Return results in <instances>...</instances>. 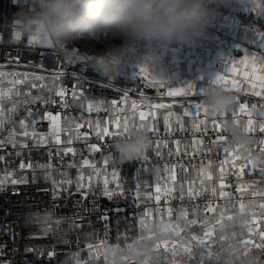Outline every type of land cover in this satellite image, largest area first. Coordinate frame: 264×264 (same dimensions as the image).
I'll list each match as a JSON object with an SVG mask.
<instances>
[{
	"label": "built area",
	"instance_id": "built-area-1",
	"mask_svg": "<svg viewBox=\"0 0 264 264\" xmlns=\"http://www.w3.org/2000/svg\"><path fill=\"white\" fill-rule=\"evenodd\" d=\"M39 2L22 0L24 5H32L35 11L39 10ZM20 7L13 0H0V67L40 72L42 83L47 84V90L41 97L49 102L21 103L15 111L8 112L0 124V139L5 141L0 145V156L3 157L0 160V175L27 180L18 184L9 181L0 187V262L65 264L68 258L74 264H85L78 257L99 249L105 240L120 244L125 239L121 246H126L128 252L116 257L101 255L95 263L88 264H209L208 258H200L209 252L215 258L212 264H231V254L237 248L244 252L264 253V249H257L251 244L247 246L250 251H246L243 243L246 240L252 241V244L259 243V233L264 232V214L260 208L264 199L253 194V189L257 193L264 190V183H254L264 177L258 170L252 171L250 164L244 165L245 158L233 144L241 143L249 156L258 157L264 147L260 143L264 141L261 123L256 121L252 126L255 130L249 132L235 126L242 130V136L237 138L229 132L230 127L167 128L159 119L155 128L148 129L153 137L151 148L136 160L123 165L115 163L111 157L116 141L139 127L137 121L135 127L131 126V121L127 133L103 139L97 137L93 127L97 123L134 117L141 107L125 109L122 102L128 95L151 98L164 95L165 89L153 82L155 75L149 69L146 76L141 67L132 69L130 76L118 72L105 73L98 65V60L104 57L96 58L78 51L73 43L64 48L58 47L55 42L53 46H36L30 43V37H17L11 21ZM208 7L212 13L211 21L197 37L199 45L226 41L256 53L261 52L258 43L249 44L240 40L220 26L221 20L228 19L241 28L257 30L264 39V10L259 1L209 0ZM0 74L2 88L5 72L0 69ZM81 87L84 91L82 97L79 96ZM61 90L66 93L64 97L57 95ZM72 92L83 100H98L103 104L115 100L116 104L112 103V109L104 106L89 112L76 102ZM259 103L263 104V101ZM28 109L32 110L34 118L37 112L41 117L47 112L59 115L61 120L70 123L78 138L66 147L48 142L36 143L29 137L23 139L20 121H27L30 117ZM32 121L31 128L36 134L48 132L52 124L43 118L36 123ZM77 124L84 126L77 128ZM13 129L16 133L15 148L8 142L12 139ZM112 131L109 129V132ZM177 140L179 145L175 144ZM159 141L168 142L167 151L161 152L156 148ZM221 141L227 144V151L219 148ZM23 143H27L28 147H21ZM92 144L97 145L99 151L90 150ZM69 147L75 150L74 155L66 154ZM84 160L94 163L97 169L95 189L55 193L51 181L45 178V171L55 172L62 179L65 177L75 182L81 175ZM29 162L32 168L19 167L21 163ZM241 167L244 168L243 173L239 171ZM156 172L159 173L158 182ZM169 172L171 177L175 173V181L171 179L172 188L165 181ZM205 172L211 173L210 180L205 177ZM114 173H118L117 180L112 178ZM221 176L223 191L229 193L227 197L220 195ZM103 177L111 180L108 187L112 192L111 198L103 192L105 186L100 181ZM201 180L204 181V191H201ZM157 185L165 186V192L157 191ZM189 187L198 195L189 196ZM212 189H216L215 194ZM137 192L142 195L137 197ZM241 203L245 205L243 214L239 211ZM206 205L213 210L208 211ZM48 209L55 210L59 222L41 226L34 217ZM184 211L186 216H181ZM221 212L225 217L223 225L233 220L240 221L230 233L224 230L221 233L216 224ZM104 216H107L106 220ZM228 216L232 219H227ZM161 227L171 231L169 239H156V230ZM210 229L209 238L204 234ZM39 230L46 232H37ZM221 234L225 239H219ZM201 239L205 240L207 249L199 245ZM221 244L228 246L221 249Z\"/></svg>",
	"mask_w": 264,
	"mask_h": 264
},
{
	"label": "crops",
	"instance_id": "crops-1",
	"mask_svg": "<svg viewBox=\"0 0 264 264\" xmlns=\"http://www.w3.org/2000/svg\"><path fill=\"white\" fill-rule=\"evenodd\" d=\"M255 1H259L261 9L264 10V0ZM220 26L221 28L225 29V31L229 32L233 36H236L240 40L246 41L249 44L258 43L261 52L256 53L249 48L235 46L226 41H210L205 45H199L196 40L193 42H184L182 40H177L174 42H157L158 50L150 53L144 50L141 44L139 46L137 45L138 42L142 43L143 45V43L147 42V39L137 40L131 44L126 56L118 57V67L116 72L121 73L125 76H130L132 69H134L135 67L149 69L154 73L156 81H162V87L165 89V94L151 98L128 95L122 102V106L125 109H133L132 104L133 102H135L136 108L141 107V109L135 114L134 117L124 118L122 121L115 120L108 123H99L100 128L102 129L103 127L107 126L109 129H116L118 131L120 125H122L125 120L128 121V124L130 126L133 119L137 121L138 125L143 122L147 124L151 129L156 127L159 119H161L162 123L167 128L177 126L181 127V125L182 128H197V125L198 127L214 125L219 128H227L232 126L244 128L245 126H247V122L249 119L252 120L253 124L256 121H259L261 125L264 124V90L262 92L260 91L261 79L264 78V72L261 71V65H259L257 62L253 63L252 60L253 57H256V61H259L261 57H264V39L260 36V32H258L257 30L241 28L237 25L236 22L234 23L228 19L221 20ZM212 38L214 37L212 36ZM196 39L198 40L199 38ZM137 51L139 52V54H137ZM246 55L249 57V59L247 61H244V57ZM182 60H184L185 75L171 79L172 75L176 74L177 71L180 70V62ZM164 61L172 66L171 71L164 69L165 66H168ZM241 61L244 62L241 63ZM159 62L163 65L153 70V68L156 67ZM226 73H230L236 77L235 79L231 80L232 82L229 81L230 86L225 79ZM218 74H220V76H223V81L220 83L216 82V77L218 76ZM205 75H209L210 80H208ZM240 78L245 79L246 86L236 87L238 83L237 80H239ZM156 85L161 86L160 83H156ZM189 85L194 86V89L190 94L176 96L167 95V92L170 89L184 88L185 92H187V86ZM220 86L225 87L236 97V102L234 103V105L231 108L223 111L225 113L224 116H221L220 112L214 111L208 106L207 103H205L206 96L216 87ZM206 89L207 91L204 92V90ZM257 91H260L261 95L257 96L255 94ZM261 100L263 101V104L259 103ZM76 102L83 108H87L86 106L88 103H93L94 105H96L97 107H95L94 109H99L104 106H106L107 109L113 108L112 103L103 104V102L98 100H83L77 98ZM197 103H201L202 105H204V107L208 108L209 111L205 113L203 110H201L200 114L197 115L195 113V104ZM156 104H163L166 107L158 109H149L145 107V105ZM244 104L247 106H255L254 116L248 115V109H246L244 112L238 111V106ZM232 110L237 111V115L235 117H233L231 114ZM140 111L145 112L143 121H140L139 119ZM33 119L34 115L30 116L27 119V130L30 133L33 132L31 128V121ZM61 121L62 120L59 119V121L57 122L59 125L58 134L60 136L61 143L57 144L55 142V139L53 138L52 124L49 131L47 132V139L40 143L48 142L59 145L60 147H66L69 144V139H71V141H74L78 138L72 127H67L66 125L63 129ZM67 123L68 125L70 124L68 121ZM93 129L94 131L100 130L95 126L93 127ZM21 137L23 139H26V137L24 136ZM37 137H41V134H37ZM233 144L235 148H238L240 150L244 158L249 156L245 146H243L239 142H234ZM167 145L168 142L166 143L165 141H159L156 143V148L162 152L166 150ZM218 146L219 148L224 150L228 148L227 144L222 141L218 143ZM92 165H94V163L90 162L88 165H83L80 175L84 177L83 181L79 179L80 177L75 182L65 177L62 179V177L57 173L47 170L45 171V178L51 181L54 192L57 194L66 193L73 189H86L90 191L95 189L98 179L96 176L97 169L96 167H92ZM225 169L228 170V167H226ZM218 175L220 176L222 175V173H218ZM158 176L159 173L156 172L155 178H157V182ZM0 179H3V184H5L6 182L11 181L13 178H10L7 174H2L0 175ZM105 179L108 180V184L106 187L107 190L110 191L108 187L111 180L108 179V177H103L100 179V181L105 186ZM171 179L172 177L169 172L168 178L165 179V181L169 184V188H172L173 186L171 185ZM68 181H71V184H68ZM77 184H83L84 187L77 188ZM159 188L166 189L165 186ZM104 191L105 189L103 190V192ZM139 194L142 195L141 193ZM37 232L46 231L39 230Z\"/></svg>",
	"mask_w": 264,
	"mask_h": 264
},
{
	"label": "clouds",
	"instance_id": "clouds-1",
	"mask_svg": "<svg viewBox=\"0 0 264 264\" xmlns=\"http://www.w3.org/2000/svg\"><path fill=\"white\" fill-rule=\"evenodd\" d=\"M21 5L11 27L19 38L39 33L64 48L84 37H95L103 33L120 38L122 43L114 45L104 59L98 60L105 73H115L117 59L128 54L131 44L137 40H159L193 42L211 21L209 0H42L39 10L24 5L22 0H13ZM236 102L234 94L225 87H216L205 98L213 110L225 111ZM229 132L241 137L242 130L232 126ZM153 137L146 127H136L128 136L115 143L112 159L126 164L142 157L152 146ZM41 226L56 225L59 218L54 209L38 213L34 217ZM240 221L233 220L223 226L226 233ZM157 240L169 239L167 228L156 230ZM152 246V242H150ZM155 250V249H154ZM231 264H264V253L244 252L237 248L231 254ZM65 264L74 261L65 260Z\"/></svg>",
	"mask_w": 264,
	"mask_h": 264
},
{
	"label": "snow or ice",
	"instance_id": "snow-or-ice-1",
	"mask_svg": "<svg viewBox=\"0 0 264 264\" xmlns=\"http://www.w3.org/2000/svg\"><path fill=\"white\" fill-rule=\"evenodd\" d=\"M34 40L37 43H45V42L50 43V41H48L46 38H42L40 36L35 37ZM31 42L32 41H30V43ZM248 59H249V57L246 55L244 57V61H247ZM252 60H253V63H256L257 62L256 61V57H253ZM244 61H241V63H243ZM259 62L261 64V71L264 72V57H261L260 60H259ZM143 74L145 76L147 75V69H143ZM0 75H2V74H0ZM222 81H223V76H218L216 78V82L217 83H220ZM17 82L22 83L23 81H17ZM153 82L154 83H160L161 87L163 86L162 81H156L154 79ZM78 86H80V85H78ZM32 87L35 88L36 85L33 84ZM261 88L264 89V78L261 79ZM193 89H194V86L193 85L187 86V90H188L187 92H185V89L184 88L170 89V90H168L167 95H169V96L187 95V94L192 93ZM205 91H207V89L204 90V92ZM255 94L257 96H259V95H261V92L260 91H257ZM3 95H4L3 93H0V97H2ZM57 95L60 96V97H64L66 95V93H65V91L61 90L60 92L57 93ZM124 95L127 96V93H125ZM72 96H73V98H77V93L76 92H72ZM79 96H81V97L84 96V91H83L82 87H81V90L79 92ZM37 100H40L41 103H48L49 102L46 99H42L41 97L36 96V97H31V98L26 97L25 98V103H35ZM52 103H55V101H52ZM112 103L115 105L116 104V101L113 100ZM86 107H87V111L91 112L97 106L94 105L93 103H88ZM145 107L146 108H149V109H158V108H164L166 106L163 105V104H156V105H145ZM132 108L133 109L136 108L135 102H133ZM246 109H247V105H240V106H238V111L239 112H244ZM12 110L15 111V106L13 107ZM201 110H203L205 113H207L209 111V109L206 108V107H204V105H202L201 103L195 104V112H196L197 115L200 114ZM253 110H255V106H253ZM214 111L220 112V115L221 116H224L225 115V113L223 111H219V110H214ZM231 114H232L233 117H235L237 115V111L236 110H232ZM27 115L28 116H32L33 115L31 109H28L27 110ZM134 115H135V113H134ZM248 115L251 116V112H249ZM144 116H145V112L144 111H140L139 112V119H140V121H143L144 120ZM40 118L47 119L48 121L52 122V126H53L52 135H53V138L55 139V142L57 144L61 143L60 136L58 134L59 125L57 123L59 121V119H60L59 115H53L51 112H47L43 117H41V114L39 112H37L36 115H35V118L32 121V123H36L37 120L40 119ZM153 119H154V117H153ZM165 119H167V118H165ZM2 123H3V109L0 108V124H2ZM117 123H119V122H117ZM214 123H215V121H214ZM252 124H253L252 120L249 119L248 122H247V126H245L243 128V131H245V132L254 131L255 129L252 127ZM83 126H84L83 124H77L76 125L77 128H80V127H83ZM89 126L91 127V125H89ZM131 126L132 127H135L136 126L135 119H133ZM20 127L22 129H24L20 133V135H22L24 137H29V138L34 139L36 141V143H40V142L45 141L47 139L46 137H42V136L41 137H37V134L35 132H31L30 133L27 130L28 125H27V123H26L25 120H21L20 121ZM95 127L97 129H100L99 131L96 132L97 137L100 138V139H103L105 136L123 135L124 133H127L129 131V127L130 126L128 124V121L125 120V122L122 125H120V128H119L118 131L116 129H114L112 132H109V128L107 126H105V127H103L101 129L99 123H97L95 125ZM139 127L149 128V126L147 124L143 123V122H141L139 124ZM181 127H182V125H181ZM197 127H198V125H197ZM260 129H261V131H264V124H262L260 126ZM149 130H152V129L149 128ZM15 136H16V133H15V130L13 129L12 139H10L8 142L11 143L12 147H14V148L16 147ZM4 143H5V141L3 139H0V145H3ZM68 143L69 144L71 143V139L68 140ZM175 143H176V145H179L180 144V141L177 140V141H175ZM197 143H202V141H197ZM260 143L262 145H264V141H260ZM21 147L27 148L28 147V144L27 143H23V144H21ZM89 147H90V150H92V151H99V148L95 144H92ZM105 147H107V146H105ZM225 151H227V149H225ZM67 153H72L74 155L75 154V150L73 148H70L69 147V148L66 149V154ZM17 154H19V153H17ZM145 159H147V158L145 157ZM0 160H3V157L2 156H0ZM83 163H84V165H88L89 164V161L88 160H84ZM105 163H107V161H105ZM249 164L251 166V170L252 171H257L258 170V172L262 175V177H264V147H262L260 149V154H259L258 157H255V158H253L251 156L245 157L244 165L245 166H248ZM19 167L22 168V169L23 168H32L33 165L30 162L28 164L21 163ZM40 167H43V166H40ZM92 167H95V165H92ZM239 171L241 173H243L244 168L241 167L239 169ZM9 175H11V174H9ZM204 175H205V177L207 179H209V180L211 179V173L205 172ZM112 178H113V180H117L118 179V173H114ZM79 179L81 181H83L84 180V177L83 176H80ZM219 179L222 182V184H221V190H220V195L223 196V197L229 196V193L223 191V176L219 177ZM172 180H173V182L175 181V173L174 172L172 173ZM26 182H27L26 179H19V180L12 179L11 180V183H13V184L26 183ZM3 183H4V180L3 179H0V186H2ZM67 183L68 184H71V181H68ZM200 183H201V191H204V188H203L204 181L201 180ZM254 183H264V178L260 179L259 181H254ZM104 184H105L104 194L107 197L111 198L112 197V192L108 191L107 190V187H106L107 184H108V180L107 179H105ZM83 187H84L83 184H77V188H83ZM117 187L119 188L120 185L118 184ZM157 191H159V185H157ZM182 191H183V189H182ZM187 191H188L189 196L198 195V193H196L192 187H189ZM212 192H213V194H215L216 189H212ZM253 194L259 195L261 197V199H264V190H262V191H260V192L257 193L256 190L253 189ZM136 195L138 197L139 196V192H137ZM181 198H183V197H181ZM156 199L159 200V196H157ZM205 207H206V209L208 211H212L213 210L210 206H207L206 205ZM232 207H235V206L232 205ZM260 208L262 210V214H264V203H261ZM244 209H245V205L243 203H241L239 205V211L241 212V214H243ZM116 211H124V210L123 209H117ZM186 214H187L186 211L180 213L181 216H186ZM103 219L106 220L107 219V216H104ZM223 219H225V217L223 215V212H221L220 213V218L218 220H216V224L219 225V230H220L221 233L223 231V226H224L223 223H222ZM227 219H232V217L231 216H228ZM191 223H195V221H191ZM205 223H207V222H205ZM211 231L212 230L210 229L204 235L206 237H209L210 238L211 237ZM259 236L261 237V241L259 243L252 244V241H248V240H246V241L243 242L246 245V249H245L246 251H250V248L247 247L250 244L253 247L257 248V249H264V232H260L259 233ZM219 239L223 240V239H225V237H223V235L221 234V236L219 237ZM199 245H202L205 249H207V247H208V245L206 244V242H205L204 239L199 240ZM227 246L228 245H225V244H221L220 245L221 249L226 248ZM89 247H91V246H89ZM200 258L201 259L208 258L209 264H212L213 260L215 259L214 257L211 256V253L210 252L209 253H206L205 256H202Z\"/></svg>",
	"mask_w": 264,
	"mask_h": 264
},
{
	"label": "rangeland",
	"instance_id": "rangeland-1",
	"mask_svg": "<svg viewBox=\"0 0 264 264\" xmlns=\"http://www.w3.org/2000/svg\"><path fill=\"white\" fill-rule=\"evenodd\" d=\"M38 36L41 37V35L39 33L30 37V41H32L31 42L32 45L46 46V47L47 46H53V41H51L49 39H47V40L50 41V43H48V42L37 43L34 40V38L38 37ZM157 42H161V41H159V40H153V41L147 40V42L143 43V45L140 42H138L137 45L139 46L141 44V46L144 50L151 53V52L158 50ZM137 54H139V52ZM257 63L259 65H261L259 61H257ZM180 64H181L180 70H178L176 74H173L171 79L185 75L184 60H182L180 62ZM162 65L163 64L159 62L157 64V66L153 68V70L159 68ZM167 65L168 66L164 65L165 66L164 69L171 71L172 66L169 64H167ZM0 69H2L3 72H5L4 85L2 86V88H0V93L4 94L2 97H0V108L3 109V120L6 118L8 112L13 111L12 109L14 106L16 108V106H19V105H21V103H24L26 97H29V98L36 97V96L41 97V94L44 92V90H47L46 89L47 84L44 85V83H42V79H41L42 76H41L40 72H36V71L26 69V68H14V67H10V66L0 67ZM218 76H220V74H218ZM205 77L208 80H210L209 75H207V76L205 75ZM235 78L236 77L230 73L225 74V79H226L228 85H229V81H231ZM17 81H23V82L19 83ZM237 81H238V83H237L236 87L246 86L245 85L246 84L245 79L240 78ZM33 84L36 85L35 88L32 87ZM263 90L264 89L261 88L260 91L262 92ZM247 109L249 112H251V116L255 115V111L253 110V106H247ZM26 123H27V121H26ZM61 123H62L63 129L65 128L66 125H67V127L70 126V124L68 125V123L65 119L62 120ZM40 134L43 137H46L48 135L47 132L40 133ZM165 190L166 189H164V188H162V189L159 188L160 193L165 192ZM104 242H105V244L103 246H101L99 249H96L95 251H91L87 255H84L82 257H78L79 261H82L85 264L95 263L97 261V258L100 257L101 255H108L109 257H111V256L116 257L117 255H120L124 252H128L126 250V246L122 247L120 244L110 242V240L109 241L105 240ZM127 245H129V244H127ZM2 264H5V263H2Z\"/></svg>",
	"mask_w": 264,
	"mask_h": 264
},
{
	"label": "trees",
	"instance_id": "trees-1",
	"mask_svg": "<svg viewBox=\"0 0 264 264\" xmlns=\"http://www.w3.org/2000/svg\"><path fill=\"white\" fill-rule=\"evenodd\" d=\"M122 43L120 38L111 36L109 33H103L95 37H84L73 42L78 51L85 52L96 58L105 57L111 51L114 45ZM126 239L120 241L124 245Z\"/></svg>",
	"mask_w": 264,
	"mask_h": 264
}]
</instances>
